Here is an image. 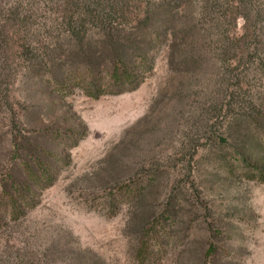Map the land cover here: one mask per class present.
Listing matches in <instances>:
<instances>
[{"label":"rangeland","instance_id":"374dc122","mask_svg":"<svg viewBox=\"0 0 264 264\" xmlns=\"http://www.w3.org/2000/svg\"><path fill=\"white\" fill-rule=\"evenodd\" d=\"M62 2L0 0V264H264V0L227 70L199 0H128L78 39ZM120 58L136 87L90 96Z\"/></svg>","mask_w":264,"mask_h":264},{"label":"trees","instance_id":"16d2710c","mask_svg":"<svg viewBox=\"0 0 264 264\" xmlns=\"http://www.w3.org/2000/svg\"><path fill=\"white\" fill-rule=\"evenodd\" d=\"M159 1L162 0H155V2ZM165 1L167 0H163V3ZM170 1L171 2L168 4H173L175 6L174 9L178 12L177 14H182L185 6L188 5L187 0ZM252 1L253 0H199V5L197 6V9H199L198 15L205 18L211 16L209 23L211 27H215V31H213L214 34H212L211 31L204 32H208L209 36H215V44L219 42L222 44V53L226 56V58L223 59V66L226 70L232 66V62L236 59H242L243 56L247 54L246 47L250 40L257 42L256 40L261 38L258 34L259 30L257 27L255 32L251 31L249 28V22L253 20L254 17L248 12L249 2L252 3ZM61 6L62 14L60 13L58 24L64 25L66 32L70 34L71 38L78 39L87 26H98L104 28L107 33L110 32V26L112 25V21H114L113 18L116 17L117 14H120L121 9L125 6L128 7V0H63ZM251 12L253 13L252 10ZM257 16H260V13H258ZM239 18L243 19L245 22L241 35H238L234 29H232V31L230 29L233 26V22L235 27ZM203 30L205 29L203 28ZM3 32L4 34L2 32L0 33V62L4 58L3 52L7 49L8 52L11 51L9 42L13 40V36H16V33L14 32L12 34V31L10 33V29L8 28ZM189 32L187 36H190L193 29H190ZM147 71L148 70L144 72ZM139 78L140 76L135 75L133 70L128 68L123 59L120 58L114 63L109 83L98 85V80L93 78L89 81L84 80L81 86L90 96L100 98L105 94H122L131 87H136ZM36 177L35 175L31 176L34 182L40 186L49 183L51 180V175L48 172L42 174L38 178ZM35 178L37 181H35ZM10 198L11 200L9 199L7 202L8 204L9 202L13 203L12 207H14L16 204L15 200L12 199L13 197ZM26 204L29 203L25 201L24 205L20 207V211L26 208ZM151 249L152 246L149 241H145L138 254L140 262H144V259L148 258L149 254L153 251H151Z\"/></svg>","mask_w":264,"mask_h":264}]
</instances>
